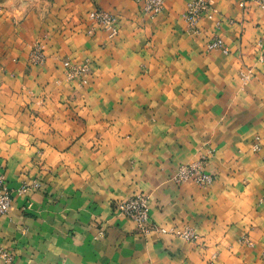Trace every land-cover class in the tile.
Returning a JSON list of instances; mask_svg holds the SVG:
<instances>
[{
	"label": "crops",
	"instance_id": "1",
	"mask_svg": "<svg viewBox=\"0 0 264 264\" xmlns=\"http://www.w3.org/2000/svg\"><path fill=\"white\" fill-rule=\"evenodd\" d=\"M191 1L166 0L151 19L133 0H100L118 18L114 39L71 31L82 14L49 29L0 20V175L11 189L43 186L0 217L12 264H264V151H251L264 133V11L212 0L193 33ZM216 38L229 55L207 50ZM37 41L46 61L33 66ZM67 60L91 61L86 84L67 80ZM243 69L256 75L246 86ZM203 157L211 187L171 181ZM138 193L148 233L113 211ZM186 229L196 241L169 233Z\"/></svg>",
	"mask_w": 264,
	"mask_h": 264
},
{
	"label": "built area",
	"instance_id": "2",
	"mask_svg": "<svg viewBox=\"0 0 264 264\" xmlns=\"http://www.w3.org/2000/svg\"><path fill=\"white\" fill-rule=\"evenodd\" d=\"M142 7V11L151 19L158 17L165 8L166 0H133ZM248 2L256 4L259 9L264 11V0H241L239 6L245 8ZM215 15L214 3L212 0H193L191 1L184 12V19L188 23L190 32L198 33L197 25L202 17L206 16L212 18ZM93 23L106 31L111 38L119 34V21L116 15L110 14L105 11H97L94 13ZM264 44L262 39L258 45ZM208 51H218L224 55L230 54V49L221 38L211 40L207 44ZM45 61L44 53L39 50L33 56V63L42 64ZM260 62H264L260 59ZM64 68L67 70L66 77L69 81L80 80L84 83L85 78L90 72L89 62L83 64H73L67 60L63 63ZM242 84L248 85L254 78V73L251 69H243L240 73ZM251 151L253 153H260L264 151V133L256 134L251 141ZM214 149L208 152V155H213ZM207 157H203L201 161L188 165H180L173 174L171 181L176 185H183L187 182H192L201 188L211 187L216 177L205 170V163ZM43 189L42 183L35 179L23 182L19 188L11 189L6 182L4 175H0V217L7 216L13 205L14 197H24L41 191ZM149 196L144 193H138L129 199L121 200L113 203V211L116 215H120L132 222H134L143 233L150 232L151 218ZM162 233L168 231L162 229ZM170 234H177L183 240L188 242L196 241L198 236L192 229H186L180 234L175 230L169 231ZM103 234V233H101ZM249 245L250 242L246 241ZM264 255V250H263ZM13 254L5 249L0 248V261L4 264L13 263Z\"/></svg>",
	"mask_w": 264,
	"mask_h": 264
},
{
	"label": "rangeland",
	"instance_id": "3",
	"mask_svg": "<svg viewBox=\"0 0 264 264\" xmlns=\"http://www.w3.org/2000/svg\"><path fill=\"white\" fill-rule=\"evenodd\" d=\"M84 4L85 6L83 8H79L80 4H78L77 0H0V20L4 18L3 20L10 25L12 23L14 26H18L26 21L28 24H31V20L37 18L44 21L47 20V29H49L51 25L57 28L65 27L67 25V23L64 22L66 18L70 17L75 19L82 14L79 16L81 18H77V22L72 25L70 30L81 32L82 29L85 30V28H87V34L93 35L97 29H100V27H97L93 23L92 17L94 13L97 11H108L102 9L100 0H84ZM44 49V41H37L35 44L31 45L29 61L33 66L43 65L45 63L46 56L42 64H35L32 62L36 51L41 50L45 55ZM86 62H89L90 72L85 78L84 83L78 80L81 82L82 86L88 82L87 78L91 75L92 71L91 61H85L84 63ZM251 70L253 73L255 72L253 69ZM255 76L256 75H254V77Z\"/></svg>",
	"mask_w": 264,
	"mask_h": 264
}]
</instances>
